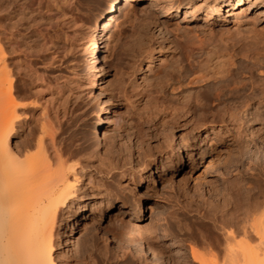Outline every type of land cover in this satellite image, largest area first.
<instances>
[{"label": "rangeland", "instance_id": "374dc122", "mask_svg": "<svg viewBox=\"0 0 264 264\" xmlns=\"http://www.w3.org/2000/svg\"><path fill=\"white\" fill-rule=\"evenodd\" d=\"M109 1L0 0V51L9 56L16 98L23 103L11 148L21 150L32 136L30 149L18 151L36 152L34 138L49 117L48 130L53 127L62 155L87 172L74 182L72 197L54 220L52 260L144 264L149 257L131 247L149 245L162 264H197L191 249L207 258L213 253L221 262L226 246L241 241L258 248V259L247 258V264H264V243L250 227L264 224V0H245L236 15L227 16L225 8L226 20L216 21L208 16L221 0H122L103 25L111 46L97 64L98 16ZM185 4L195 10L188 21ZM164 5L178 10L162 15ZM208 52L234 59L238 77L224 98L237 87L244 99L235 129L213 138L212 145L193 122L214 120L219 106L204 105L211 97L207 82L189 83L192 74L206 73L192 71ZM102 116L107 121L100 127ZM186 143L204 149L192 169ZM247 150L253 158H243ZM175 152L178 171L162 175L159 164ZM125 199L130 205L121 207ZM79 206L86 208L87 221L62 242L63 222ZM102 234L115 235L125 247L113 250Z\"/></svg>", "mask_w": 264, "mask_h": 264}, {"label": "bare ground", "instance_id": "6f19581e", "mask_svg": "<svg viewBox=\"0 0 264 264\" xmlns=\"http://www.w3.org/2000/svg\"><path fill=\"white\" fill-rule=\"evenodd\" d=\"M123 1H127V0H123ZM121 4H122V0H110L98 16V30L96 31L100 32L99 34H100V38L102 39V42L101 44L98 45V49L96 51L95 63L97 64H101L102 61L101 53L102 52L108 53L111 46L110 38H112V35L111 37H107V38L105 37L106 35L103 33V31L105 32L106 29L104 30L103 25L106 19L109 18L108 16H110L117 8H119L118 6H120ZM244 5H245V0H235L234 2H232V0H221V2L217 3L216 5L210 8V14L208 16V19L216 21L219 18H223L222 20H226L224 16L222 17L225 8H227L226 9L227 16H230V15H236L238 12H240L239 10L243 9ZM182 6L183 8L186 9L189 8L187 18H185L184 21H188L192 19L195 14V10L192 8V6L190 4H185ZM176 8L178 10V5H176L175 8L165 5L161 6V14L162 15L170 14L172 12L171 10ZM176 23L179 26L180 23L179 22ZM234 24H235L234 26L235 29L237 28L238 23L235 22ZM102 49L104 50L102 51ZM10 50L14 51L15 47L14 48L12 47V49ZM3 51H0V54H2L0 55V264H56L55 261L52 260L53 259L52 258L53 229L55 226L54 220L59 214V209L61 207H65L68 204L67 202H69L70 198L72 197L74 191L73 190L74 182L79 181V179L82 176L86 175L87 172L86 170H84L82 167L79 166L78 162L76 163L68 162L67 159L70 158L68 154H67L68 158L67 156L64 157L62 155V150L63 152L65 151L64 148L62 149V147L58 146V141H57L58 139H56V136L54 135L55 132L54 131L52 132L53 129L52 125H50L52 129L51 128H50L51 130L49 129L51 132L48 130L49 128L48 125L50 123L49 120L47 119L49 117L48 118L44 117L42 122L40 121L41 131L39 130L40 133H38V135L34 138L36 145L34 146L36 147V152L34 151L31 152L33 154H28V153L26 154L25 152L24 155L20 154L19 152L22 149L25 150L30 149L29 147L32 146V143L34 144V141L32 142L31 139L32 136L31 138H28L23 142L21 146L22 148L21 150H19L20 148L18 147L19 151L16 150L15 152L11 148L10 146L11 135L16 131V124L20 119L18 108L23 106L22 105L23 103L21 104V102L17 101L16 92L14 89L15 86L13 83V76L11 73L12 67L8 63L9 61L7 62V60L9 59L7 57L9 56H6L8 54L7 53L5 54V52L3 53ZM209 52L207 53L208 55L206 58L203 57L204 59H202L201 57L199 58L202 59L201 61L196 60L198 64L194 67L195 71H192V73L196 72V70L198 71L200 68L201 70H205L206 73L200 76L199 73L198 76L191 73L193 77L191 78L188 77V79L190 78L189 83H193V84L200 81L207 82L206 83L207 88L209 87L208 89H211L210 90L211 97L208 98L207 96L208 99H206L205 104L204 102L203 104L212 107L211 109H213V107L219 106L217 107L218 109L216 110V112L214 111V114L216 113L214 115L215 117L214 120H205V118L203 119L201 118L198 119V121L193 122V125H195L193 126L194 128H196V126L198 127V125L204 128L205 137H207L205 142H207L208 145H212V143L214 142L213 138L222 139L226 135L230 134V131H233L235 129V124L237 120L241 117L239 116L240 115L239 108L241 109L243 108L241 107V102L244 99L241 100V94L239 95V89H237V87L231 88L232 86L228 87L231 88L230 89V93H232L231 96H229L230 94L228 95L229 92L227 93V95L228 97H231L233 100H235L234 101L235 104L237 102L238 104L235 105L233 103L234 104L233 105L231 102H227L231 98L229 99L226 97L224 98L226 93L225 92L226 86L234 82L231 80L233 79L235 80V76H237L236 74L238 68L235 65L233 66L231 63L232 60L234 59H231L228 62L229 59H227L225 55H223V53L214 54L213 52L211 53ZM13 53L14 52H12V54ZM191 64H195L194 61ZM96 70L98 71V68H96ZM93 83L95 86V80L93 81ZM195 100H198V102H200V99H198V97ZM221 104L223 105L220 107ZM246 104L248 105V101ZM42 114L43 116L45 115V113ZM200 115L203 116L202 114ZM225 116H227L228 119H226ZM106 121L107 120L103 116L99 118L100 127L103 126L106 123ZM95 135H98V131L95 132ZM195 140L197 141V139ZM16 148L17 147H15V149ZM185 148L187 150L186 151L187 162L189 164V167L192 169L199 163L198 159L204 156V149L202 146L197 147L195 145H190V144H187ZM17 151L19 153H17ZM19 155H22V157ZM251 157L253 158V154L248 150L243 154V158H251ZM179 166H180V153L175 152L168 158L163 159L161 161V163L158 166V172L162 173V175H166L169 172L176 173V171H178L179 169ZM142 195H143L142 192L139 191L137 198L138 199L141 198ZM129 205H130V201L128 199H125L124 201H122L120 206L127 207ZM95 209H96L95 207L93 208L91 207L90 211L94 212L96 211ZM136 209L139 210L140 209L139 206ZM85 211L86 208H82V207L80 208L79 206L75 211V215L72 217H67L65 222H63V226L59 231V239L62 242H65L67 239H69V237L72 236V234L77 232L80 229V227L86 223L87 216ZM262 213L264 217V212ZM119 217L116 218V220L121 219V216ZM256 224L254 225L250 224L251 225L250 227H253V229L256 231V234L257 235L259 234L263 242L261 240L260 241L264 243L263 221H262L263 226H260V224H258V221ZM225 236H227L226 239L227 238H230V240L233 239L232 237L233 235L231 236V232L229 234H225ZM101 237L102 239H104L106 243L109 244V246H111L113 250L120 251L123 249V247H125L123 244H121L120 240L115 235H111L110 237H108L107 235L102 234ZM238 243L236 242V245H238ZM239 244L242 245H239L238 247H236L235 244L229 245L232 247H228V248L226 246V250L228 249V251L226 252L225 250L226 253L224 254L226 255H224V258L221 256L223 258L220 259L221 262H219L218 258L216 259L217 256H214L215 254L213 253L212 256H209L210 258H207L201 256L200 253L197 254L195 252L196 250L190 248L191 256L193 261L197 262V264H247V258L252 259L253 257L256 258L258 256L256 255L258 252V248H256L257 250L254 251L255 249L254 248L250 249V246H248L249 248H247L245 242L242 243L240 241ZM233 246L236 248H234ZM133 247H135V249H138L139 251L142 252L144 256L143 259L149 257L150 262L143 260L144 264L163 263L162 256L157 252V250H154L152 246L133 245L131 248ZM262 252L264 255V249ZM262 252H259V254L260 253L262 254Z\"/></svg>", "mask_w": 264, "mask_h": 264}]
</instances>
